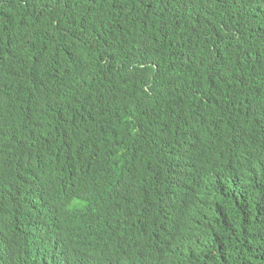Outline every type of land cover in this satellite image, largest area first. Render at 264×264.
Returning a JSON list of instances; mask_svg holds the SVG:
<instances>
[{"label": "trees", "instance_id": "obj_1", "mask_svg": "<svg viewBox=\"0 0 264 264\" xmlns=\"http://www.w3.org/2000/svg\"><path fill=\"white\" fill-rule=\"evenodd\" d=\"M0 59V143L20 168L60 160L75 138L102 157L95 175L82 155L104 193L125 167L137 220L152 214L143 196L182 200L157 264H264V0H0ZM67 87L89 119L60 135L76 111ZM16 163L0 160L4 185ZM100 210L62 264H129L130 222L108 250ZM73 225L39 227L68 241Z\"/></svg>", "mask_w": 264, "mask_h": 264}, {"label": "clouds", "instance_id": "obj_2", "mask_svg": "<svg viewBox=\"0 0 264 264\" xmlns=\"http://www.w3.org/2000/svg\"><path fill=\"white\" fill-rule=\"evenodd\" d=\"M97 45H99L97 43ZM52 59V58H51ZM7 62L0 59V73L6 70ZM71 94L76 111L68 107L64 109L63 119L50 131L60 135H68L76 124H82L89 119L88 113L82 108L78 91L67 87L64 95ZM44 132L42 145L49 142V132ZM242 137V133L234 132L228 135L227 143ZM65 136L60 142L68 141ZM73 145L63 149L66 153L60 160L46 156L43 161H37L25 168H20L15 158L11 157L5 145L0 143V160H11L16 163L15 176L6 181L0 180V264H62L73 254L77 240L82 236L80 227L85 228L97 213H104L109 226L105 229L108 235L105 246L108 250L114 247L115 237L120 239V226L130 227L126 239L125 258L129 264H157L160 258V241H167L179 227V209L182 200L160 193L151 201L143 196L141 209L152 213L141 221L137 220L129 195L131 182L120 185V177L124 168L110 178L113 187L107 193L87 179V161L92 163L97 175L102 157L97 152H82L86 160ZM73 150V151H72ZM72 151V152H67ZM164 165L165 154L160 156ZM165 169V173L170 175ZM184 188L187 186L182 183ZM14 191H8V188ZM173 194V191H172ZM90 207L89 210H84ZM80 215L84 217H79ZM50 216H59L64 220L74 221L72 234L68 241L56 236L50 237L40 230L39 224ZM96 218V217H95ZM82 225V226H78Z\"/></svg>", "mask_w": 264, "mask_h": 264}, {"label": "bare ground", "instance_id": "obj_3", "mask_svg": "<svg viewBox=\"0 0 264 264\" xmlns=\"http://www.w3.org/2000/svg\"><path fill=\"white\" fill-rule=\"evenodd\" d=\"M89 209H90V207L85 208L84 210H89ZM79 217H84V216L80 215V213H79ZM78 226H82V225H78Z\"/></svg>", "mask_w": 264, "mask_h": 264}]
</instances>
